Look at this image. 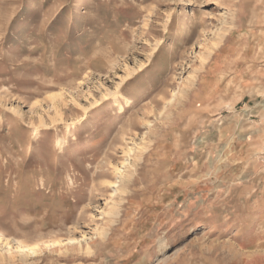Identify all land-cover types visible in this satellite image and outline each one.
Returning <instances> with one entry per match:
<instances>
[{"label":"rangeland","instance_id":"1","mask_svg":"<svg viewBox=\"0 0 264 264\" xmlns=\"http://www.w3.org/2000/svg\"><path fill=\"white\" fill-rule=\"evenodd\" d=\"M0 231V264H264V0H0Z\"/></svg>","mask_w":264,"mask_h":264},{"label":"bare ground","instance_id":"2","mask_svg":"<svg viewBox=\"0 0 264 264\" xmlns=\"http://www.w3.org/2000/svg\"><path fill=\"white\" fill-rule=\"evenodd\" d=\"M1 236H3V233L0 231V240ZM1 246V244H0ZM38 250H40L39 247H33V246H27V245H21L19 247V252H21L23 255L29 256V255H36L38 253ZM9 255L11 258L14 256V252L12 250L4 251L0 249V258L3 260L7 258Z\"/></svg>","mask_w":264,"mask_h":264}]
</instances>
